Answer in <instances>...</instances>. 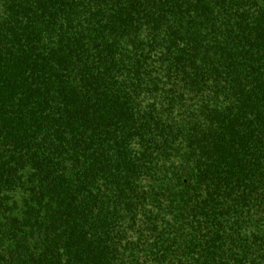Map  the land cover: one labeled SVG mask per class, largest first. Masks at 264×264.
I'll use <instances>...</instances> for the list:
<instances>
[{"label":"trees","instance_id":"trees-1","mask_svg":"<svg viewBox=\"0 0 264 264\" xmlns=\"http://www.w3.org/2000/svg\"><path fill=\"white\" fill-rule=\"evenodd\" d=\"M0 264H264V0H0Z\"/></svg>","mask_w":264,"mask_h":264}]
</instances>
